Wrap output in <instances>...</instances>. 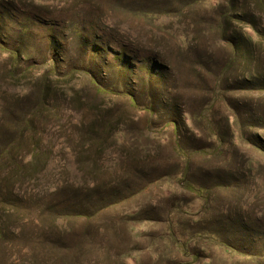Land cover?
I'll list each match as a JSON object with an SVG mask.
<instances>
[{"label":"rangeland","instance_id":"1","mask_svg":"<svg viewBox=\"0 0 264 264\" xmlns=\"http://www.w3.org/2000/svg\"><path fill=\"white\" fill-rule=\"evenodd\" d=\"M185 1L0 0V40L11 45L22 29L21 50L40 64L39 69L30 70L31 63L24 62L9 73V58L0 51V264H168L165 259L158 261L154 250L164 251L157 254L165 256L172 249L163 240L169 205L174 198L192 197L175 183L155 181L180 162L170 147L171 130L158 127L160 120L155 116L147 123L143 113L127 114L117 97H110L109 105L103 106L92 101L87 89L66 101L64 94L84 79L87 70L103 84L118 79L117 65L126 58L124 54L136 65L128 74L134 82L138 67H149L146 58L156 57L174 70L155 93L167 103L175 98L184 110L194 109L205 96L195 78L198 56L179 52L178 34H189L196 55L202 54L213 45L211 29L229 0H199L192 6H184ZM251 1L237 0L236 12L248 14ZM28 14L50 26L27 20ZM259 22L264 26V18ZM243 26L248 24L231 23L234 31ZM50 33L56 36L57 60L54 75L45 81L53 93L39 105L43 75L50 68L46 63ZM91 46L97 49L94 54ZM212 52V61L205 60L211 72L226 56L216 43ZM234 77L229 72L228 83ZM227 94L246 121L264 117L263 94ZM160 109L162 114L163 106ZM227 113L218 110L214 120L221 122ZM133 114L137 117L132 118ZM109 125L112 129L104 132ZM186 127L180 134L188 137L192 134L189 121ZM232 129L237 137L234 125ZM235 141L231 162L193 158L190 170L207 182L209 170L226 166L240 171L243 158H255L248 179L232 192L219 194L211 211L214 217L241 216L248 230L239 235L262 242L264 157ZM199 204L195 203V209Z\"/></svg>","mask_w":264,"mask_h":264},{"label":"trees","instance_id":"2","mask_svg":"<svg viewBox=\"0 0 264 264\" xmlns=\"http://www.w3.org/2000/svg\"><path fill=\"white\" fill-rule=\"evenodd\" d=\"M195 1L199 0H187L186 3L184 2V6H192L196 3ZM236 6L237 0H229L220 9L218 20L213 26L214 29H211L214 33V43L207 50L204 49L200 55H196L198 50L196 46L191 45L189 34L183 32L178 34V38L182 42L178 45L179 52L185 56L192 54L198 56L193 65L198 68L197 73L195 70V78L199 80L198 89H201L205 96L197 102L194 109L184 110L175 98L167 103L155 93L158 86L162 85L160 83H163L165 77H169L170 72L174 70L166 65L162 58L156 59V57L146 58L149 67H138L137 81L133 82L129 79L128 74L132 68H136V65L132 62V57L129 54H124L123 56L126 58L118 62L117 65L120 75L118 79L103 84L87 70L83 73L84 79L75 83L73 88H68L64 94V101H66L77 97L79 91L82 93L83 89H87L92 101H99L103 106L109 105L110 97H117L123 100L124 106L128 110L127 114L143 113L144 116H147L145 117L147 123L152 121L151 117L155 116L158 121L160 120L161 125L158 127H167L171 130L170 147L180 162L155 181L162 180L168 185L175 183L190 193L192 197L189 200L174 198L169 205L170 210L164 220L166 231L163 233V240L167 241V244H171L169 246L172 249L165 256L157 254L164 251L154 250L158 261L165 259L169 261L168 264H215L216 261H220L222 264H264V239L260 242L239 235L242 231L248 230V226L241 216L236 215L233 218H228L218 215L214 217L211 211L219 194L232 192L242 181L248 179L247 176L251 175V171L254 169L255 158H243V170L240 171H231L229 168L227 170L226 166L223 169L209 170L206 175L207 182L204 179L195 178L190 170L193 158L209 159L210 161L217 158L222 164L226 161L231 162L238 145V142L235 141L236 138L240 144L249 146L258 156L264 157V136L260 134H264V117L258 116L254 123L246 121L237 110L239 109L237 104L227 94L251 92L264 95V26L262 24L261 27L259 22L264 18V0H252L251 11L244 15L236 12ZM28 19H32L33 23L50 26L47 21L34 15L32 17L28 14ZM233 21L245 23L248 26L234 31L231 29ZM167 29L172 31L170 27ZM246 30L251 31L253 36L249 35ZM24 32L21 29L19 34L23 35ZM21 35L11 45L7 44L5 40H0V51L9 58V73H12L24 62L31 63L30 70L40 68L38 67L40 64H34L30 60L31 55L28 52L21 50L23 40ZM47 38L49 45L47 50L50 55H48V59L47 55L45 57L50 68L43 75L44 85L39 92V105L43 103L45 95L53 93L52 87L46 83L48 81L46 77L54 75V62L57 60L53 49L56 36L54 33H50ZM215 43L225 49L226 56L211 72L210 68L206 66L205 60L212 61ZM95 48V46H91V54L97 50ZM120 56L117 55V59H121ZM201 70L210 74L211 79H208ZM231 71L235 74L234 82L228 83L227 74ZM128 85L131 86L128 87ZM162 106L163 112L160 114ZM220 109L226 110L228 113L221 122H217L214 117ZM133 115L129 116L137 117ZM188 121L192 128V134L185 137L180 134V131L182 128L183 132L187 129ZM233 125L237 129V137L236 131L232 129ZM152 127L158 128L153 125ZM111 129L109 125L103 130L106 132ZM146 129L143 133L146 132ZM91 134L94 135V132ZM107 135L114 136V133L109 132ZM99 139L102 141V137ZM32 156L34 155L32 154ZM195 203H200L196 209ZM63 210L67 213L66 209ZM82 215L84 216V214L78 213L77 216L81 217ZM182 215L185 216L184 219ZM65 231L67 230H64L63 234ZM99 231L98 235H100ZM227 231H231L232 238H227ZM258 243L262 245L261 248L256 246L259 245ZM214 249L217 252H214ZM175 254L177 256H174Z\"/></svg>","mask_w":264,"mask_h":264}]
</instances>
